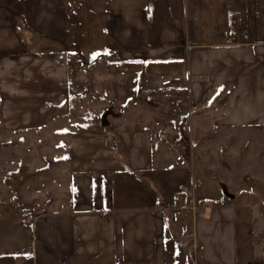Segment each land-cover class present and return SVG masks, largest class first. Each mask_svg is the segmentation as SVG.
Masks as SVG:
<instances>
[{
    "label": "crops",
    "instance_id": "obj_1",
    "mask_svg": "<svg viewBox=\"0 0 264 264\" xmlns=\"http://www.w3.org/2000/svg\"><path fill=\"white\" fill-rule=\"evenodd\" d=\"M19 23L33 36L20 40ZM38 41L57 48L29 54ZM64 45L105 61L113 116L106 134H70L63 208L0 219V264H197L199 236L200 264H263L251 260V231L239 241L236 198L197 209L208 187L159 135L191 142L205 122L210 170L263 196L264 0H0V98L34 109L33 124L70 116ZM185 118L189 138L177 135Z\"/></svg>",
    "mask_w": 264,
    "mask_h": 264
},
{
    "label": "rangeland",
    "instance_id": "obj_2",
    "mask_svg": "<svg viewBox=\"0 0 264 264\" xmlns=\"http://www.w3.org/2000/svg\"><path fill=\"white\" fill-rule=\"evenodd\" d=\"M18 25L17 34L20 40L21 38L24 39L25 36L27 38L33 36L22 23ZM40 41L35 44L29 43L33 48L31 51H34V53L30 51L29 54L46 55V50L49 51L54 46L57 48L54 44L39 43ZM22 43L24 46L26 45L23 41ZM62 49L64 62L68 68L67 75H69V88H71L72 94L70 100L71 112L67 118V123L41 126L40 124H33L32 114L34 109L8 108L13 106L12 103L16 97L10 96L7 90L4 94L6 96H3V99L0 98V219L10 220L12 224H15L18 220L28 223L27 219L29 218L32 219V217L50 213L61 206L63 208L69 197L70 141L68 138L70 134L78 130H83L86 133L95 130L106 134L109 129L100 125L102 114L107 110L113 111L110 94L102 92L100 88L101 85L104 86L107 82L98 79V76L103 75L106 70L105 61H102L101 56H96L91 52L82 53L76 47L69 45H64ZM35 51L39 52L35 54ZM55 55H58V53H55ZM3 63L0 61V67ZM29 66L31 65L29 64ZM21 75L18 78H21ZM13 78L9 79L10 82ZM19 86L22 87L23 83H20ZM25 88L23 87V89ZM27 90L31 94L32 89L28 88ZM18 102L26 103L20 99ZM27 103L29 107L32 104L28 101ZM151 103L155 102L152 101ZM2 108H4V111ZM31 116L32 119H29L28 117ZM37 120L43 119L37 118ZM188 120L185 118V121H181L183 125L176 128L178 130L177 135L183 138L189 135L185 127ZM30 121L33 122L30 123ZM200 125L202 132L199 131V137L197 135L195 136L196 140L191 139V142L201 145L200 156L192 144L191 153L186 156L185 160L180 161L167 145L168 151L175 155L174 157L179 162L188 165L192 170L191 173L194 174L195 181L208 187L204 192L206 198L191 199L199 210L205 209L204 206L218 205V199L220 197L224 198L218 184H225L226 182L221 173L216 172L213 167L211 170L208 167L212 164V157L206 155V124L203 122ZM185 130L188 135L185 134ZM174 140L177 139L168 138L170 144L178 142ZM221 158L220 156L218 159L221 160ZM234 175L238 176L236 173ZM249 183L251 184V182H245L244 184L235 180V186L228 184V190L236 198V201H232V207L238 208L245 218L243 219L240 216L236 222L239 241L241 244L243 243L245 230L251 231V237L248 239L249 241H246L249 244L251 241V248H249L251 249V260L262 261L264 264V189L263 196L253 197V189L248 190L239 187L241 184L247 186ZM212 189L220 193L218 192L215 195ZM216 196H219L218 199ZM245 200L248 202L244 203ZM189 203L191 204L190 201ZM171 219H176L175 215ZM243 222L247 225L246 229H244L245 224ZM224 229H226V225ZM214 230L218 238L221 235V229L215 225ZM198 238L194 243V249H196L194 254L199 262L197 264H200L202 238L200 236ZM213 239L216 240L215 237ZM241 247L240 245L239 249Z\"/></svg>",
    "mask_w": 264,
    "mask_h": 264
},
{
    "label": "built area",
    "instance_id": "obj_3",
    "mask_svg": "<svg viewBox=\"0 0 264 264\" xmlns=\"http://www.w3.org/2000/svg\"><path fill=\"white\" fill-rule=\"evenodd\" d=\"M160 139L168 142V136L166 134H160ZM170 149L173 151V153L177 156V158L180 161L185 160L186 156L191 153V142L188 139H183L180 142H176L174 144H170ZM180 199L179 195L174 198L176 202H178ZM176 213V212H175ZM175 217L178 218L179 214H175Z\"/></svg>",
    "mask_w": 264,
    "mask_h": 264
},
{
    "label": "water",
    "instance_id": "obj_4",
    "mask_svg": "<svg viewBox=\"0 0 264 264\" xmlns=\"http://www.w3.org/2000/svg\"><path fill=\"white\" fill-rule=\"evenodd\" d=\"M111 111L112 110H107L102 114L101 120H100V122H101L100 125L102 127H108L109 126L108 125L109 124L108 119L113 116V112H111ZM218 185H219L220 191H221L222 195L224 196V198H227L229 200L235 199L234 198L235 196L229 192L228 187L226 185H224L223 183H220Z\"/></svg>",
    "mask_w": 264,
    "mask_h": 264
},
{
    "label": "trees",
    "instance_id": "obj_5",
    "mask_svg": "<svg viewBox=\"0 0 264 264\" xmlns=\"http://www.w3.org/2000/svg\"><path fill=\"white\" fill-rule=\"evenodd\" d=\"M16 28H17V26H16ZM170 222V221H169ZM168 229H170V226L168 227ZM194 255V254H193Z\"/></svg>",
    "mask_w": 264,
    "mask_h": 264
},
{
    "label": "snow or ice",
    "instance_id": "obj_6",
    "mask_svg": "<svg viewBox=\"0 0 264 264\" xmlns=\"http://www.w3.org/2000/svg\"><path fill=\"white\" fill-rule=\"evenodd\" d=\"M93 58H95V57H93Z\"/></svg>",
    "mask_w": 264,
    "mask_h": 264
}]
</instances>
